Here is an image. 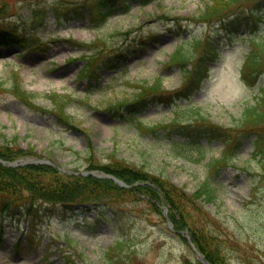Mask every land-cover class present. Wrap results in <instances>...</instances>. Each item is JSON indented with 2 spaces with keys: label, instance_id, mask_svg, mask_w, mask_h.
Returning a JSON list of instances; mask_svg holds the SVG:
<instances>
[{
  "label": "rangeland",
  "instance_id": "1",
  "mask_svg": "<svg viewBox=\"0 0 264 264\" xmlns=\"http://www.w3.org/2000/svg\"><path fill=\"white\" fill-rule=\"evenodd\" d=\"M229 1L224 0L228 7L221 20H200L211 0H155L144 6L132 3L129 12L112 15L95 27L86 12L77 17L73 11L87 0H0V27L17 30L24 42L34 41L0 46V81L5 88H0V133L9 141L15 138L9 145L32 149L12 161L47 159L65 171L47 178L53 183L77 170L89 171L90 157L112 167V155L145 167L186 192L208 179L216 189L215 200L202 205L216 221L212 225L202 219L204 232L212 234H205L208 247L228 264H264V169L254 157L259 136L237 127L242 109L255 102L264 80L258 76L254 85L240 73L252 40L264 41V8L261 0ZM56 6H61L62 15L67 13L60 20L54 19ZM200 33L199 46L189 47L194 55L188 70L199 63L207 67L208 76L182 98L177 91L185 75L165 62L184 40ZM157 76L162 77L163 94L155 95L138 115L125 114L122 107L135 99L138 86L152 84ZM17 85L34 93L32 103L44 111L14 97L11 91ZM53 92L70 98L64 107L68 123L45 96ZM179 104L197 108L209 122L238 136V148L226 164L211 163L222 152L231 153L223 139L205 135L186 148L174 144L183 141L178 133L160 128L170 122ZM85 148L93 153L90 157ZM88 189L97 193L92 185ZM100 189L110 206L95 202L92 207L99 208L90 211L37 201L38 214L26 219L4 216L0 264H63L65 249L83 264H197L183 234L186 230L168 228L166 204L151 205L127 190ZM28 224L37 229L33 243L24 232ZM118 240L124 246L104 255Z\"/></svg>",
  "mask_w": 264,
  "mask_h": 264
},
{
  "label": "trees",
  "instance_id": "2",
  "mask_svg": "<svg viewBox=\"0 0 264 264\" xmlns=\"http://www.w3.org/2000/svg\"><path fill=\"white\" fill-rule=\"evenodd\" d=\"M130 1L145 5L153 0H97L96 4L99 7L98 15H90L89 18L94 25H99L101 22H104L110 14L127 12L129 10ZM232 1L235 0H230L228 4ZM223 3L224 0H211V3L207 4L204 10L199 14L200 20L208 21L216 17H221L224 11H226V9L223 8L228 7L226 3ZM261 3L263 4L260 7L264 8V0H261ZM7 33L10 32L0 29V44H11L16 41L14 38L7 40L9 39V34L7 35ZM201 40V35H194L190 39L185 40L180 46H177L173 50L165 62L166 67L178 66L181 69V74L185 75L186 81L182 83L177 91L180 95L182 93V98H185L191 90L199 87L201 82L208 76L207 67L203 65L200 67L199 63L195 64L191 70L187 69V63L194 55V52L192 49H189V47H193V45L199 43ZM197 47L198 46H195V48ZM207 51L212 50L207 48ZM263 67L264 41L252 40L251 45L248 46L247 52L244 55L240 68L241 76L249 82H251L249 79H252V84L257 83L258 76L264 77ZM144 84L145 85L138 86L140 91L136 93L135 99L131 103L125 104L123 109L125 114L136 115L140 113L146 105L155 99V95L163 94L164 90L161 76H157L152 84H148V82ZM1 87L2 82H0V88ZM15 89L17 90L12 92L17 98L25 104H31L34 93L27 92L18 85ZM46 96L54 103L55 109L59 112V116L64 119L63 122L68 123L69 116H67L64 111L67 97L56 92L48 93ZM237 127H240L239 132L249 129L259 136V139H255L256 150L254 151V157H258L260 167L264 169V80L263 83L259 85V91L255 96V102L252 105H246L242 109ZM160 128L164 129L166 132L175 131L182 136L183 141L174 142V144L186 148L193 147L194 144L198 143L199 138L205 135H212V137L223 139L225 141L226 151H231V153L226 156V152H222L218 159L212 160V164L220 163V161H222V164H226L230 156L235 154L234 150L237 149L239 145V141L237 140L238 136L234 138L232 136L233 131H231L230 128L217 126L209 122L206 117L199 115L197 108L188 104L176 105L172 110L170 122L161 125ZM14 141L15 138L9 141L5 134L0 133L1 159L12 160L21 154H29L32 152L31 148L22 150L16 147V145L8 144V142ZM86 153L89 157L93 154L88 148H86ZM112 157L111 161L114 162L112 167L100 164V162H93L90 157L89 169L97 168L113 174L130 184L131 187H120L111 179L98 178L91 174L82 175L80 173L66 174V179H57L56 182L53 183L48 182L47 178L55 177L60 173L65 174V172H60L51 164L36 163L7 166L0 162V213H12L11 211L15 208H21L24 209L25 214H38V211L35 209L38 205L37 201H50L68 208L72 207L74 204H78L80 207L90 209L93 208L91 206L94 205L95 202H102L104 205L110 206L107 201H104L107 199V196L99 193L101 192V187H110L120 192H126L127 190L140 199L150 202L151 205L166 204L169 207L168 216L172 222L173 228L175 230L187 229L191 241L196 248L204 254L210 264H228L222 261L212 248L208 247L205 234L207 235V232L210 236H212V234L210 230H207L206 233L204 232L202 223V219H204L203 222L205 223L210 222L212 225L216 224L213 217L204 211L202 206L205 203H212L215 200L216 189L214 184L208 179H205L191 192H186L183 188L176 186L161 175L153 174L145 167L126 162L123 159H118L114 155H112ZM89 185H92L93 189H97V193H94L92 189H88ZM18 192L19 195H15ZM22 192H25L26 196H22ZM24 197L25 199L21 201ZM94 208H99V205ZM112 219L115 221L118 220L116 216H112ZM123 246V241L118 240L104 255L108 256L110 255L109 251L113 249L118 250ZM67 251V249L63 251L65 255L64 262H62L63 264H83L82 261L77 260ZM68 254L70 257H68ZM196 261L197 264H201L198 260Z\"/></svg>",
  "mask_w": 264,
  "mask_h": 264
},
{
  "label": "water",
  "instance_id": "3",
  "mask_svg": "<svg viewBox=\"0 0 264 264\" xmlns=\"http://www.w3.org/2000/svg\"><path fill=\"white\" fill-rule=\"evenodd\" d=\"M23 162H24V160H20V161H15V162L13 161V162H10L9 164H11V165H15V164H17V163H23ZM93 173H94V172H93ZM94 174H95V173H94ZM99 176L110 177V178L114 179L115 181H117L119 184L124 185V183H123L122 181H120L119 179H117L116 177H114V176H112V175H109V174H99ZM164 212H165V209H164ZM167 224H168L169 227L171 226L170 223H169V221L167 222ZM186 237H187L188 243L191 245V247H192V249H193V251H194V253H195V255H196V258H197L202 264H209V262L204 258V256H203L199 251H197V250L195 249V247L193 246V244L190 242L189 237L187 236V234H186Z\"/></svg>",
  "mask_w": 264,
  "mask_h": 264
}]
</instances>
